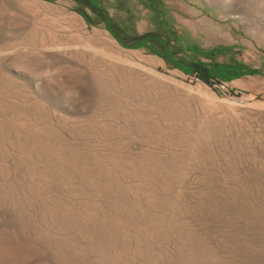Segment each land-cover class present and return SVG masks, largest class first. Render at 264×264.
I'll use <instances>...</instances> for the list:
<instances>
[{
    "label": "rangeland",
    "instance_id": "obj_1",
    "mask_svg": "<svg viewBox=\"0 0 264 264\" xmlns=\"http://www.w3.org/2000/svg\"><path fill=\"white\" fill-rule=\"evenodd\" d=\"M159 30L146 0H100ZM211 87L73 0H0V264H264V0H158Z\"/></svg>",
    "mask_w": 264,
    "mask_h": 264
},
{
    "label": "trees",
    "instance_id": "obj_2",
    "mask_svg": "<svg viewBox=\"0 0 264 264\" xmlns=\"http://www.w3.org/2000/svg\"><path fill=\"white\" fill-rule=\"evenodd\" d=\"M55 2L57 0H49ZM74 10L89 25L103 23L119 44L128 49H148L151 53L165 59L185 75L208 84L211 87L229 83L248 75H261L263 71L239 61H219L229 57L232 48L217 47L204 49L198 44H185L171 29L166 13L160 8L158 0H146L150 8L160 14L159 30L138 33L133 23L120 25L110 15L100 0H73Z\"/></svg>",
    "mask_w": 264,
    "mask_h": 264
}]
</instances>
